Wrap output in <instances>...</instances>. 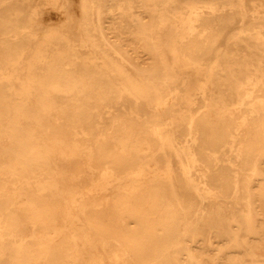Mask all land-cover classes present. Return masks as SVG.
I'll list each match as a JSON object with an SVG mask.
<instances>
[{
  "label": "bare ground",
  "instance_id": "bare-ground-1",
  "mask_svg": "<svg viewBox=\"0 0 264 264\" xmlns=\"http://www.w3.org/2000/svg\"><path fill=\"white\" fill-rule=\"evenodd\" d=\"M247 11L0 0V264H264V0ZM236 21L240 75L206 62Z\"/></svg>",
  "mask_w": 264,
  "mask_h": 264
},
{
  "label": "rangeland",
  "instance_id": "rangeland-1",
  "mask_svg": "<svg viewBox=\"0 0 264 264\" xmlns=\"http://www.w3.org/2000/svg\"><path fill=\"white\" fill-rule=\"evenodd\" d=\"M70 3L72 5H76L77 4V0H70ZM261 3V0H245V9H247V13H246V17L245 19L247 21H251L253 20V15H252V9L254 7L255 4ZM138 13H141L142 10L140 8H136ZM240 17L237 18V20H239ZM104 20L106 21V23L108 24L109 22L112 21V18L109 15H104ZM240 24V21H236L234 24H232L226 32H224L223 36L219 39L218 43H217V49H215V51H213V53L207 57L206 62L209 64L212 61H214L216 59V52L219 51V53L221 55L226 56V54H229L231 57L226 58L227 61V65L225 64L226 68L231 67L234 71L233 73L235 75H240L242 70L245 68V65L243 63V55L248 51V48L246 46V43H252V40L250 37L245 36L243 37V40H246L245 42H239L236 46L233 45L232 43H230L228 41V37L230 36V34H232L233 32H235L238 27V25ZM250 44V45H251ZM254 46V45H252ZM254 48V47H253ZM227 52V53H226ZM235 55V58L232 59V55ZM221 76L223 78H227L228 76H230V72H226V71H221L220 72ZM233 85V83L231 84ZM226 87V86H225ZM122 102L124 103V106L128 109L132 108V107H137L139 109V112L142 116L146 117V116H150L153 113V107L147 103H139L136 104L135 101L133 99H130L128 97H124L122 99ZM178 108V105H171L168 107L169 111H174L175 109ZM126 110L123 109V107H120L119 109H116L115 114H119L122 116H128L129 113L125 112ZM106 118L104 119L103 124L105 126H110L112 124V119L109 118V116L107 117V115L105 116ZM96 123L95 118L93 117L91 120H89L86 123V126H94ZM264 219V217H263ZM260 252H262V250H259Z\"/></svg>",
  "mask_w": 264,
  "mask_h": 264
}]
</instances>
